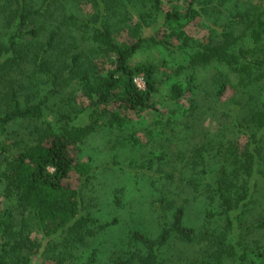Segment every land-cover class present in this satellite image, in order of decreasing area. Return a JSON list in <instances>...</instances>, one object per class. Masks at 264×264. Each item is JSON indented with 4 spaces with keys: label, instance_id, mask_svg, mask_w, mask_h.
<instances>
[{
    "label": "trees",
    "instance_id": "trees-1",
    "mask_svg": "<svg viewBox=\"0 0 264 264\" xmlns=\"http://www.w3.org/2000/svg\"><path fill=\"white\" fill-rule=\"evenodd\" d=\"M230 1L187 0L185 12L181 14L164 11L162 0H93L95 15L92 24L70 13L58 17L59 6L53 0H44L41 4L33 0H0V137L6 136L11 123H34L31 136L28 134L20 139L22 148L5 157L8 167L5 197L15 200L18 209H29L38 225L49 224L57 230L70 227L73 237L79 241L83 236L80 231L87 226L104 231L114 225L116 220L100 223L90 214L82 213L79 187L91 178L93 167L88 161H76L71 148L96 131V124L105 116L110 124L123 129L132 123V118L130 120L121 113L131 112L136 117L159 114L152 102L157 93L155 67L145 63L131 65L130 61L146 45L174 49L176 41L178 50L189 54L192 67H220L236 77L241 101L235 100L231 105L222 101L230 80L218 69V75L212 79L218 89L208 111L214 116L222 114L226 120L221 125V136H224L223 131H231L246 139L243 150H237L233 143L218 142L223 151L222 166L217 181L210 185L217 196L220 211L226 217V232L216 240L211 236L209 249L198 254L202 259L193 256L186 262L243 264L245 257L235 249L236 242L226 238L229 233L237 236L234 232L241 230V224H232L231 220L233 217L240 222L234 214L246 200L248 185L255 176H264V172H260L264 170V0L258 6L247 8L246 4H232ZM241 5H245L243 10L239 9ZM226 7L235 10L230 12ZM223 18L226 23L222 25L220 20ZM38 19L56 22L44 40L38 39L41 33ZM194 19H199L200 26L208 32L202 41L188 36L184 30ZM82 29L92 30L91 40L97 52L83 49L69 53L67 49L58 48L63 38L67 39ZM150 30L154 31L153 35L146 34ZM73 37L77 50L78 40ZM116 37L121 38L120 41H116ZM100 53L106 54L110 60V67L102 71L94 61ZM25 68H30L31 77L49 82L53 92L57 87L62 90V84L67 85V81H74L88 106L75 111L68 100L65 106L71 108L70 112L64 110L51 114L46 100L31 103L29 94L27 98L22 96L24 84L10 78L11 73L25 76ZM138 77L143 79L144 90L134 82ZM191 82L190 77L184 86L173 84L166 98L175 106L181 100H187L188 111L184 115L187 119H191L199 108ZM32 88L28 90L30 93L38 87ZM178 111L174 110L172 114L176 116ZM84 113L89 124L74 126L70 115ZM167 122V125L182 126L188 131L195 126L191 120L184 127L172 117ZM159 124L163 132L165 127L162 122ZM174 129L168 128L172 133ZM4 150L3 146L0 147L1 153ZM164 157L159 154L153 159L162 160ZM204 162H197L192 157L191 163L185 165L201 163L207 171ZM163 224L156 236L131 231L125 237L124 259L120 257L114 264H161V252L171 246V240L186 247L197 243L200 238L194 230L185 227L182 208L175 210L171 223L164 220ZM13 234L12 215L7 211L1 231L3 243ZM94 258L93 251L87 264H93Z\"/></svg>",
    "mask_w": 264,
    "mask_h": 264
},
{
    "label": "rangeland",
    "instance_id": "rangeland-1",
    "mask_svg": "<svg viewBox=\"0 0 264 264\" xmlns=\"http://www.w3.org/2000/svg\"><path fill=\"white\" fill-rule=\"evenodd\" d=\"M33 1L41 4L44 0ZM53 1L59 6L58 17L66 14L69 16L70 13L79 20H86L88 23L91 21L94 24L93 0ZM186 2L187 0H162V8L167 12L178 11L184 14ZM230 2L246 4L239 6V9L243 10L244 6H258L261 0ZM227 9H230V12L235 10L232 7ZM37 21L41 28L38 39L44 40L56 22L43 19ZM199 21L191 20L188 28L184 30L188 36L202 41L208 32L200 26ZM225 23L224 18L220 20V24ZM91 31L82 29L73 35L78 40L77 50L74 48L73 36L60 40L62 44L59 43L58 48L67 49L69 53L83 49L97 52V48L92 44ZM146 34L153 35L154 31H147ZM116 38V41L121 39ZM177 46L176 41L174 49L146 45L130 61L131 65L145 63L155 67L157 93L152 102L159 114L148 113L136 117L131 112L121 113L130 120L132 118V123L123 129L110 124L105 116L96 124V131L71 148L72 157L76 161H88L93 167L91 178L79 187L82 213L90 214L100 223L116 220L114 225L104 231L96 226H87L88 231L83 228L80 231L82 238L80 241L76 240L70 227L57 230L49 224L38 225L29 209H18L15 200L5 197V176L8 172L5 157L14 155L18 148L21 149V137L30 135L34 129V123L28 121L8 125L6 136L0 137V147L5 149L4 153L0 152V264H87L93 251V264H114L120 257L124 259V241L131 231L139 230L141 235L156 236L164 220L172 222V215L178 207L184 210L185 227L194 230L200 238L197 243L186 247L177 240H171V246L161 252V264H187V259L193 256L199 258L201 253L209 249L211 236L216 240L220 234L226 232V217L220 211L217 196L212 192L210 185L217 181L222 166L223 151L218 142L225 145H228V142L233 143L237 150H243L246 139L231 131H223L224 136H221V125H224L226 120L222 114L211 115L208 107L212 105L213 94L218 89L212 80L218 75V69L230 80L222 96V101L228 102L229 105L235 100L241 101L237 91V79L231 72L220 67H192L189 64V54L178 50ZM98 55L94 61L99 70L110 67L109 57L104 53ZM25 71V76L11 73L10 78L24 84L22 96L27 98L29 94L28 100L31 103L46 100L51 114L64 110L70 112L71 108L65 106L68 100L73 104L75 111L88 106L87 99L74 81H67V85L62 84V90L57 87L53 92L54 88L49 82L37 76L31 77L30 68H25ZM190 77L199 108L191 119H187V100H181L178 106H175L170 105L166 98L173 84L184 86ZM138 85L140 89L145 88L142 81H138ZM31 86L38 87L34 93L28 91ZM261 101L262 98L258 101L259 105ZM250 105L252 106V103ZM174 110H179L176 116L172 114ZM70 117L74 126L89 124L85 113L78 116L72 114ZM169 117L184 127L192 120L195 126L188 131L181 128L182 126L177 128L172 124L167 125ZM160 122L165 127L163 132ZM168 128H175V132L172 133ZM203 147L208 148L205 150ZM159 154H163L164 159L154 160ZM192 157L197 162L205 160L207 171L201 163L196 166L185 165L191 163ZM170 176L173 178H169ZM247 188L246 200L234 214H237L240 222L233 217L231 220L232 224H241V230L239 233L234 232L237 236L229 233L226 240L236 242L235 249L245 257L243 264H264V176H255ZM238 192L241 193L239 189ZM7 211L12 215L14 234L10 239L7 238L4 244L1 231Z\"/></svg>",
    "mask_w": 264,
    "mask_h": 264
},
{
    "label": "built area",
    "instance_id": "built-area-1",
    "mask_svg": "<svg viewBox=\"0 0 264 264\" xmlns=\"http://www.w3.org/2000/svg\"><path fill=\"white\" fill-rule=\"evenodd\" d=\"M138 81H142L143 82V79L142 78H136L135 81H134L136 86L140 89V87L138 85ZM143 85H144V83H143ZM140 90H144V89H140Z\"/></svg>",
    "mask_w": 264,
    "mask_h": 264
}]
</instances>
